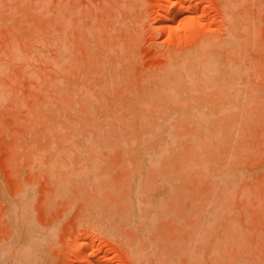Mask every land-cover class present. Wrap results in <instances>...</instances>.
Segmentation results:
<instances>
[{"label":"rangeland","instance_id":"374dc122","mask_svg":"<svg viewBox=\"0 0 264 264\" xmlns=\"http://www.w3.org/2000/svg\"><path fill=\"white\" fill-rule=\"evenodd\" d=\"M178 1L0 0V264H264V0Z\"/></svg>","mask_w":264,"mask_h":264},{"label":"bare ground","instance_id":"6f19581e","mask_svg":"<svg viewBox=\"0 0 264 264\" xmlns=\"http://www.w3.org/2000/svg\"><path fill=\"white\" fill-rule=\"evenodd\" d=\"M182 2V1H180ZM178 0H170V4L169 6H167L166 8H163V14H162V18L161 20H159V25H164L166 24L167 25V29L169 31L170 34L174 35V32L175 30L177 29L175 26H174V23L172 24L173 20L175 19V17H177L176 13L178 12L179 9H184V5H182V3H180ZM184 8H183V7ZM180 11V10H179ZM184 11V10H183ZM181 12V11H180ZM179 13V12H178ZM188 17H185V19H187ZM188 24V22L186 23ZM188 29L189 26H186ZM161 28V27H159ZM177 32V31H176ZM176 34V33H175ZM172 37V36H171ZM196 48H194L195 50ZM197 50V49H196ZM195 50V51H196ZM198 51V50H197ZM196 51V52H197ZM211 65V64H210ZM210 67V66H209ZM167 69V68H166ZM166 69H164L163 71H165ZM99 250V248L97 249V247H95L93 250H92V255L93 254H96V252ZM78 252L80 253V255H82V259L79 261V264H89V261H91L92 257L91 256H87L84 254V250L81 251L78 249ZM81 262V263H80Z\"/></svg>","mask_w":264,"mask_h":264}]
</instances>
